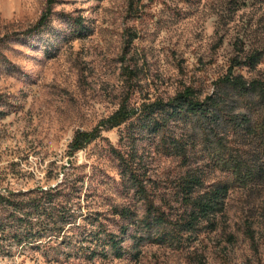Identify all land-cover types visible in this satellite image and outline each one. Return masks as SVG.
Returning <instances> with one entry per match:
<instances>
[{
    "label": "rangeland",
    "instance_id": "rangeland-1",
    "mask_svg": "<svg viewBox=\"0 0 264 264\" xmlns=\"http://www.w3.org/2000/svg\"><path fill=\"white\" fill-rule=\"evenodd\" d=\"M46 7L47 0H0V195L8 200L0 202V264H264L261 183L230 188L216 230L184 250L144 244L137 259L89 258L91 214L106 222L110 205L125 200L110 154L120 130L72 156L68 148L76 130H90L125 98L167 99L186 86L211 93L232 58L264 49V0H55L50 33L15 39ZM235 73L264 78V60ZM178 171L175 158L152 160L161 184ZM224 174L211 171L207 182ZM55 186L53 204H67L75 219L61 230L56 213H42L49 207L18 215L9 203ZM17 225L37 235L19 240Z\"/></svg>",
    "mask_w": 264,
    "mask_h": 264
},
{
    "label": "trees",
    "instance_id": "trees-1",
    "mask_svg": "<svg viewBox=\"0 0 264 264\" xmlns=\"http://www.w3.org/2000/svg\"><path fill=\"white\" fill-rule=\"evenodd\" d=\"M54 2L47 0L38 21L13 34L15 39L30 40L49 32ZM76 26L82 31V20L76 19ZM262 60L264 49L245 58H232L227 72L215 80L212 92L203 96L186 86L167 99L145 98L131 104L125 98L90 130L74 132L68 144L70 156L103 137V132L120 130V146L111 147L110 154L120 177L116 191L125 200L110 205L109 216L104 215L106 222L101 214H91L88 221L95 228L84 238L95 244L89 258L109 252L116 258L137 259L144 244L184 250L201 234L216 230L230 188L264 184V78L247 80L235 73V67L253 69ZM157 156L178 160L179 171L166 184L150 172ZM216 170L225 176L207 182L208 174ZM60 193L55 186L40 189L25 204L9 203L18 215L30 210L40 213L49 207V212L42 213H56L55 223H60L61 230L75 224V219L67 204H53ZM4 199L0 195V202ZM12 232L19 240L37 235L20 225ZM125 241L129 243L124 245Z\"/></svg>",
    "mask_w": 264,
    "mask_h": 264
}]
</instances>
